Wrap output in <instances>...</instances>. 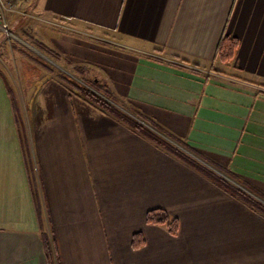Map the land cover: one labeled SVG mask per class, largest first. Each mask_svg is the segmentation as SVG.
Segmentation results:
<instances>
[{"label":"crops","instance_id":"obj_1","mask_svg":"<svg viewBox=\"0 0 264 264\" xmlns=\"http://www.w3.org/2000/svg\"><path fill=\"white\" fill-rule=\"evenodd\" d=\"M20 8L60 30L82 26L85 35L40 42L106 82L118 106L264 196V0H24ZM223 35L239 41L228 62L216 57ZM46 68L32 77L38 85L27 83L24 136L10 100L16 76L0 70V264H264V215L73 98ZM155 207L178 218L177 234L146 222ZM135 232L145 238L139 248Z\"/></svg>","mask_w":264,"mask_h":264},{"label":"rangeland","instance_id":"obj_2","mask_svg":"<svg viewBox=\"0 0 264 264\" xmlns=\"http://www.w3.org/2000/svg\"><path fill=\"white\" fill-rule=\"evenodd\" d=\"M17 9L19 10V12L9 14V18L11 21L10 30L13 34L8 35L2 28H0V70H9L10 72L14 71V77L16 76V78L13 79L9 74V81L12 87H10V100L13 106L15 117L19 122L20 129L22 131L21 134L22 136H24V124L28 120L27 106L30 97V95H28L30 89L27 88V83H31L33 84V86H36L39 83V79H32V77L37 75L42 77L45 74V71L47 69L46 67H49L50 70L57 72V78L64 84H67L69 80H72L80 85L89 86L88 84H90L91 81L95 79V76L92 71L88 72L87 74L78 72L75 69V66H73L71 62L67 61V58H57L55 55L49 52V50H46L40 45V40L47 42L49 45H53L52 40L50 41L49 39V35H54L56 37H59L60 39L64 34L71 36H75L76 33L85 35L82 26H79L77 24L61 25L60 30L59 28H54L55 26H58H54V22H44L38 20L39 18L32 14H30L31 16L24 14V11L20 8V4L17 5ZM36 20L38 22H35ZM53 51L57 52L59 55L62 54L57 47H55V49L53 48ZM67 54L69 55V57H81L78 56V54L71 55L68 52ZM23 59L25 60L24 64L22 62ZM23 65L25 73H22L24 72ZM50 89L54 90L55 86L51 85ZM66 89L68 91V88ZM79 95H82L80 91L73 92L71 94L73 98H77L79 97ZM47 98H49V94H46V91L44 93H40L36 98V103L42 104L43 102H45V100H47ZM112 98L113 103H116L118 105L117 98H115L114 96ZM119 107L122 108V106ZM136 117L141 120L140 117ZM151 128L166 135L164 132L158 130L155 126H151ZM180 147L182 149H185L182 146ZM186 151L189 152L188 150Z\"/></svg>","mask_w":264,"mask_h":264},{"label":"trees","instance_id":"obj_3","mask_svg":"<svg viewBox=\"0 0 264 264\" xmlns=\"http://www.w3.org/2000/svg\"><path fill=\"white\" fill-rule=\"evenodd\" d=\"M40 45L46 50H49V52H51L53 55L57 54L53 50L47 48L44 44L41 43ZM238 45L239 41L237 38L229 35H223L217 46L216 57L223 62H228L232 60L235 56ZM75 69L78 72L83 71L82 67H75ZM66 85L68 86L67 88L69 95H71L73 92L80 91L82 95L79 96L86 100L90 105L100 110L101 112H106L115 116L116 118L120 119L122 122L130 126V128H132L135 132L147 137L148 139L156 143L158 146H160L162 149L188 163L189 165L202 172L206 176L219 181L224 186L234 191V193L238 197H240V199L246 202L249 206L264 215V196L261 193L251 188V194L243 188L237 186L225 176L221 175L220 173L214 170L217 169L221 171V168L218 165L206 159V157H204L201 153L192 150L190 146H188L175 136L167 133L157 123L151 121V123L158 130L164 132L168 138L164 137L160 132L150 128L147 124L142 122L133 114L129 113L123 108H120L116 103H113V96L106 82L93 79L91 83L88 84L89 86H83L78 84L77 82L69 80ZM99 93H101L102 95ZM180 146H182L189 152H187L185 149H182ZM190 152L194 153L200 158L193 156L192 154H190ZM146 222L149 224L165 225L167 226L169 232L174 235L177 234L179 230L178 218L170 216V214L164 208L160 207L151 208L147 211ZM144 243L145 238L142 232H135L132 235L131 244L134 248H139L143 246Z\"/></svg>","mask_w":264,"mask_h":264},{"label":"built area","instance_id":"obj_4","mask_svg":"<svg viewBox=\"0 0 264 264\" xmlns=\"http://www.w3.org/2000/svg\"><path fill=\"white\" fill-rule=\"evenodd\" d=\"M23 1L24 0H0V28H2L8 35L13 34L10 30L11 21L9 14L19 12L17 5Z\"/></svg>","mask_w":264,"mask_h":264}]
</instances>
